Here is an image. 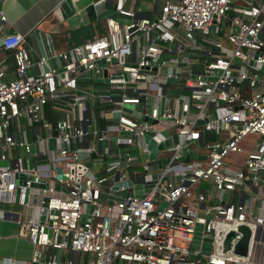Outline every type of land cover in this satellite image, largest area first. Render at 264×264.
<instances>
[{"label":"built area","instance_id":"2783aa9c","mask_svg":"<svg viewBox=\"0 0 264 264\" xmlns=\"http://www.w3.org/2000/svg\"><path fill=\"white\" fill-rule=\"evenodd\" d=\"M109 1L125 21L108 15L104 35L56 54L48 46L59 64L41 55L32 76L23 35L0 25L15 73L4 79L0 65V200L30 208L16 218L33 246L29 264H264L251 251L264 242V195L246 193L264 171V0H162L157 16ZM98 75L116 95L79 89ZM48 100L60 111L54 123ZM160 131L157 143L169 142L151 163L144 134ZM251 134L232 166L225 156ZM192 153L204 157L187 160ZM124 178L153 184L112 202L92 193H112ZM229 191L245 197L228 201ZM243 227L245 251L236 249Z\"/></svg>","mask_w":264,"mask_h":264},{"label":"crops","instance_id":"0c3cea01","mask_svg":"<svg viewBox=\"0 0 264 264\" xmlns=\"http://www.w3.org/2000/svg\"><path fill=\"white\" fill-rule=\"evenodd\" d=\"M161 3L162 0H124V6L133 10L136 16H157ZM0 12L4 14V19H0L1 33L19 32L23 35V44L28 49L32 61V65L26 71L29 76L38 71L37 63L41 55L48 56L47 64L51 66L59 64V59L51 55L48 46L56 54L72 45L104 35L106 32L105 16L112 15L116 19L120 16L121 19H127L113 12L112 2L109 0H0ZM0 65L4 69V79L15 76L11 52L1 45ZM84 82L86 81H79V89L88 90L80 87V85H85ZM64 91L70 92L71 90ZM57 105L54 104L52 110L59 117L60 111L56 109ZM213 135L212 132L204 133L205 139ZM254 139L255 135L250 141ZM192 154L189 155V160H201L204 157L197 156L199 154H194L195 156L192 157ZM250 188L252 191H249ZM207 189H210V194L214 191L213 186L209 188L207 185ZM246 193L254 202L255 198L264 195V171L260 172L258 185L249 186ZM244 197L243 192L226 193V200L231 202L243 200ZM192 205L195 204L192 203ZM0 210L6 213L5 216H0V264H23L22 261L25 262L24 264H29L33 246L25 235L17 232L16 218L28 213L30 208L0 200ZM257 210L258 208L253 205V213H257ZM251 249L254 260L264 259V242L254 243Z\"/></svg>","mask_w":264,"mask_h":264},{"label":"water","instance_id":"95a60500","mask_svg":"<svg viewBox=\"0 0 264 264\" xmlns=\"http://www.w3.org/2000/svg\"><path fill=\"white\" fill-rule=\"evenodd\" d=\"M169 22V20L167 21V23ZM98 63H103L104 60L103 58L101 59H98L97 60ZM256 65L258 66H261V67H264V64H261V63H256ZM79 69H82L81 66L78 67ZM85 73L87 75H90L91 74V71L90 69H87L85 71ZM60 76V74H59ZM95 81H102L104 80L105 82L107 81V78H104L102 79L100 77V75L96 76L93 78ZM164 132L163 131H160L158 132L157 134H154V135H150L148 133H145L144 134V139L147 141V148H148V157L149 159L151 160V163H155V156L157 154V150L158 149H161L163 148L168 142L169 140L167 139L166 141H161V142H158L157 143V140L158 138L163 134ZM192 157L195 156L194 154L191 155ZM197 156H202V154H199ZM55 176L56 177H65V175H61V167L57 166L56 169H55ZM152 182H147L145 184H139V183H133L131 179H128V178H124L122 180H118V181H115L113 184H112V189L114 190L112 193H109V192H101L100 194H98V192L95 190L93 191L92 193L95 195V196H99L101 198H105L107 199L108 202H112L113 199H116V198H119L120 196H126V195H135V196H141L142 192L143 191H147L150 189V187L152 186ZM45 186L47 185L46 183L44 184ZM119 185H122L123 186V189L121 190H117V186ZM59 187V184L56 183L55 184V188H58ZM17 192H18V189H17ZM26 193H27V190H26ZM220 195L221 197L224 196V191L221 190L220 192ZM26 199V197H25ZM17 200V198H16ZM223 202L224 200L221 199V200H215V202ZM51 212L53 213V219H50L48 224H50L51 222L55 221V217H56V209H52ZM243 235L242 237L240 238L239 242L237 243L236 245V249L238 250H241V251H245V248H246V244H247V234H248V230L246 227H243ZM51 234V228L49 225L45 226L44 228V237H43V241L49 243V240L46 239L45 237H49ZM205 249H207V246L204 247ZM195 257V256H194ZM32 264H38L37 262H33Z\"/></svg>","mask_w":264,"mask_h":264},{"label":"rangeland","instance_id":"374dc122","mask_svg":"<svg viewBox=\"0 0 264 264\" xmlns=\"http://www.w3.org/2000/svg\"><path fill=\"white\" fill-rule=\"evenodd\" d=\"M117 19H118V21L120 23L123 22V21H125L124 19H121L120 16H118ZM55 52H57V51H55ZM84 84L85 85H80V87L85 88V89H88V90H96L97 89V90H100V91H107V89H109L111 94L116 95V93H117V90L114 89L112 87V85L110 83H108V82H99V81L88 80V81L84 82ZM78 114H79V116H81V105L80 104L78 106ZM252 137H254L253 134L248 135L241 142V145L244 148V150L242 152H238V153H228L225 156L226 159L229 160V162H230V164L232 166H238L242 162V160H243V158H244V156L246 154V150H248L249 147L251 146L250 139H252ZM196 163H199V162H196ZM56 164L63 166V169L66 170V166H65V162L64 161L56 160ZM249 191H252V189L250 188ZM211 197H213V195H211Z\"/></svg>","mask_w":264,"mask_h":264},{"label":"trees","instance_id":"16d2710c","mask_svg":"<svg viewBox=\"0 0 264 264\" xmlns=\"http://www.w3.org/2000/svg\"><path fill=\"white\" fill-rule=\"evenodd\" d=\"M54 101L53 100H48L47 102H45L43 104V114L47 117H49L51 119V121L54 123L55 120L58 118V114L52 110V105H53ZM100 103L99 101H94V104L96 106V110L99 109L100 107ZM104 122L105 119L103 117H97V125L99 127H103L104 126ZM187 160L190 159L189 154L186 157Z\"/></svg>","mask_w":264,"mask_h":264}]
</instances>
